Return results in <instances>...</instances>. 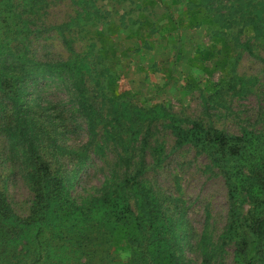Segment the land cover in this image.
<instances>
[{"label":"rangeland","instance_id":"1","mask_svg":"<svg viewBox=\"0 0 264 264\" xmlns=\"http://www.w3.org/2000/svg\"><path fill=\"white\" fill-rule=\"evenodd\" d=\"M0 57L20 87L0 118V194L16 218L44 188L86 212L116 186L143 189L164 220L144 245L152 264H244L230 194L247 231L264 173V0H0ZM28 58L51 73L21 71ZM211 130L242 144L209 147ZM68 212L44 223L52 250L36 264H149L137 220L102 229ZM4 236L20 256L23 238ZM17 260L0 243V264Z\"/></svg>","mask_w":264,"mask_h":264},{"label":"trees","instance_id":"2","mask_svg":"<svg viewBox=\"0 0 264 264\" xmlns=\"http://www.w3.org/2000/svg\"><path fill=\"white\" fill-rule=\"evenodd\" d=\"M4 60L5 58L1 59L0 57V64H2ZM27 60L30 62V66H25V64H22L21 62V71H30L29 74H38L43 72L51 73L50 69L53 68L51 63H45L44 61L39 62L31 58H28ZM41 66L43 68L39 70V67ZM6 76L7 75L0 70V118H5V109L8 111L14 109L15 105L13 104H16L18 102L17 99L20 98V87L12 88V85L9 84ZM17 106L19 107L20 104L17 103ZM10 123L11 122H6L8 125ZM208 134L209 139L207 141V145L209 147H219L221 150H225L226 148L233 149L234 145L232 143L235 145L236 143H239L240 145L242 144L241 140H243L241 137L227 136L222 131L218 130H211L208 132ZM184 140H188V136H185ZM242 147L243 145L240 146V151ZM39 165L41 168H44L42 166V162H40ZM258 177H260V182L258 183L260 185V194L262 195V198L259 202V206H255L253 221L248 222L247 231L242 229L243 226L241 220L246 222L247 219L240 218L241 210L239 205V197L237 195L238 193L235 188L232 187V182H230L229 185L232 187L230 194L231 214L229 226L238 236V240L244 243L245 248L243 251L245 253H252L249 255V257L245 258L244 264H259V261L264 259L261 257V253L264 251V173L261 172ZM143 188L145 187L143 186ZM130 199L134 200L137 210L136 213L130 207ZM87 201L89 202V209L86 212L84 209H82V205H75L74 202L72 204L66 202V205H62L59 201V194L52 192L51 189H40L36 194V202L33 205V212H31V215L27 219H20L13 215L11 212L12 210L6 201L5 194L1 193L0 243L2 248L5 247V250L9 251L14 259L16 256V258H18L17 261H21L23 259L25 264H36L38 260L43 258L44 253L51 254L52 250L48 239L45 242L40 240V234L44 228V223L48 222L51 225H56L59 220V213H57V211L61 212L64 207L69 211L67 216L69 221L76 219V222H79L81 219H83L85 223H87L88 221H95L96 219L97 222H99L97 224L98 227L102 229L106 226L108 221L116 222L117 220H121L125 223H131L133 225V221L137 220L140 233V242L139 238L137 237H134V241L138 242L140 247H143L144 245L147 246V244L152 245L160 238V235H162L161 230L164 228V220L160 219L161 206L149 191L143 189L135 191L133 188L126 190L123 186H116L113 193H105L99 198L89 197ZM148 213L153 214V219L149 218L147 221L146 215ZM49 217H54V219H49ZM9 226H13L15 228L16 237L19 235L21 238H23L24 252L18 251L20 256L15 254L14 244L13 248H9L10 242H7L8 239L4 236V231ZM238 230L240 231L237 233ZM92 231L93 228L90 230V233ZM99 231H101V229H99ZM248 234L251 239L247 241L246 239ZM131 238L133 237L130 236L129 239ZM88 243L89 245L92 243V238L87 237L86 240H84L82 246ZM242 245L243 244H240V246ZM142 255L148 259L149 264H152V259L149 258V254L145 246L143 248Z\"/></svg>","mask_w":264,"mask_h":264}]
</instances>
